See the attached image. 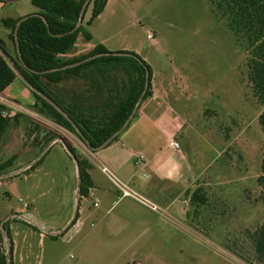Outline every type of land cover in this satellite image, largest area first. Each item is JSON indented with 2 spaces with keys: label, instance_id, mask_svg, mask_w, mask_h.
I'll use <instances>...</instances> for the list:
<instances>
[{
  "label": "rangeland",
  "instance_id": "obj_1",
  "mask_svg": "<svg viewBox=\"0 0 264 264\" xmlns=\"http://www.w3.org/2000/svg\"><path fill=\"white\" fill-rule=\"evenodd\" d=\"M86 7L82 30L91 35L89 43H101L112 51H134L143 58L155 86L168 96L163 103H170L171 116L186 124L180 144L190 146L189 151L194 143L208 144L201 148L206 152L199 160L206 165L204 176L185 196V223L197 235L189 231L187 239L157 237L130 245L109 233L101 246H90L84 234L91 222L97 223L98 209L85 199L82 204L90 211L83 218L82 231L69 244L60 236L41 245L37 235L30 236L33 257L37 255L42 264H127L137 259L138 264H264L255 260L249 237L264 222V195L256 182L264 134L257 119L263 106L247 79L246 41L228 28L224 18L214 15L209 0H108L90 23L91 2ZM36 11L30 0H0V20ZM6 31L0 21V37ZM4 41L13 53L8 36ZM107 76L99 82L102 93L90 87L87 93L79 78L72 81L78 92H63L56 85L49 88L62 104L78 106L77 112L97 122L107 110L102 102L108 88L119 89L127 80L119 67L109 69ZM69 80L67 86L72 84ZM22 82L18 76L14 85L20 87ZM82 91L83 97H76ZM24 106L21 111L7 107L9 118L16 116L17 122L10 121L0 139V162L12 158L0 176V251L10 261L8 225H18L19 230L26 223L55 226L74 214V159L61 140L50 145L48 140L58 134L79 155L86 148L76 133ZM197 188L203 200L193 195ZM21 209L25 219L10 217Z\"/></svg>",
  "mask_w": 264,
  "mask_h": 264
},
{
  "label": "trees",
  "instance_id": "obj_2",
  "mask_svg": "<svg viewBox=\"0 0 264 264\" xmlns=\"http://www.w3.org/2000/svg\"><path fill=\"white\" fill-rule=\"evenodd\" d=\"M30 1L39 9L38 12L21 18L8 17L1 20L2 25L9 31L8 38L11 40L13 53L6 48L4 40L0 38V48L10 61L9 63L0 53V92L18 77L17 72H19L31 85L29 90L34 96V103L30 107L33 111L76 133L87 148L97 149L119 131L129 117L131 121L140 102L152 95L150 66L134 51L112 52L101 43L95 44L86 54L72 58L64 56L73 48L80 33L86 40L91 39L88 32L83 31L81 26H76L78 20L83 18L86 5L91 2V15L88 20L90 23L103 11L107 0H89L86 5V0ZM209 2L214 15L224 18L228 28L246 41L249 51L246 62L247 79L251 84L253 96L263 106L257 119L264 134V0H209ZM86 58L88 59L84 60ZM116 67L124 72L127 80L122 82L119 89L108 88L109 95L102 102L107 110L97 122H93V117L77 112L78 106L62 104L49 88L68 78H79L85 82L87 93L89 87L102 93L99 82L108 79L109 69ZM83 95L82 91L76 97ZM45 97L56 103L67 116L57 110ZM5 108V105L0 104V139L10 121L17 122L16 116L11 120L1 115L2 109ZM117 136L118 134L112 139ZM54 138L61 139L66 149L75 155L80 180L79 194L85 196L92 185L87 172L88 161L58 134L48 141ZM11 163L12 158L0 162V176ZM256 182L264 195V156ZM200 192L201 188H197L193 195L197 197ZM199 197L197 198L200 200L204 199L203 195ZM249 237L255 260L264 263V222L250 232ZM8 253L10 255V251ZM8 260L0 251V264H11Z\"/></svg>",
  "mask_w": 264,
  "mask_h": 264
},
{
  "label": "crops",
  "instance_id": "obj_3",
  "mask_svg": "<svg viewBox=\"0 0 264 264\" xmlns=\"http://www.w3.org/2000/svg\"><path fill=\"white\" fill-rule=\"evenodd\" d=\"M76 26L82 28V19L78 20ZM8 33L7 29L4 37L0 38L6 39ZM80 35L81 33L77 36L70 52L64 55L65 57L72 58L86 54L94 47L95 44L89 43L91 39L86 40L82 37L80 40ZM104 47L112 51L105 45ZM69 79V82L78 80ZM15 80L16 78L0 92V103H2L1 99H6L17 105L22 104L20 106L23 108L24 104L30 107L34 103V96L23 82L20 87L14 85ZM65 82H60L56 87L63 92L68 90L78 92L74 82L70 86H67ZM151 86L152 95L141 102L129 125L116 138L97 149L92 150L86 147L81 151L82 156L89 163L87 172L92 182L85 196L79 194L80 180L74 160V214H69L55 226L26 223L19 230L18 225H8L5 234L12 264H30L31 262L42 264V260L40 261L37 255L33 257L34 245L29 238L32 235H37L41 245L46 239H55L60 236L65 243H71L74 236L82 231L83 218L90 211V208L82 204L85 199H90L92 207L98 209L97 223L91 222L89 231L84 234L90 246L96 244L101 246L109 233L111 237L124 239L123 242L130 245L150 243L157 237L167 239L174 236L187 239L190 232L195 234L185 223V221L188 222L185 196L189 194L193 184L199 185L196 181L204 176L206 165L199 163V160L204 156L206 151L203 149L208 144L207 142L194 143L191 147L193 151H189L190 146L180 144L179 140L183 137L181 131L186 124L177 116H171L170 103H166L167 105L163 103L164 98L166 100L168 96L165 91H160L155 86L152 79ZM172 138L179 143L178 149L170 147L169 141ZM60 140L54 138L49 145ZM102 165L111 168L122 180L156 202L163 208L164 213L147 210L130 198H119L115 186L101 173ZM23 211L21 209L18 213L12 214H19V218H16L18 220L25 219L20 216ZM183 232L187 235L183 236ZM50 256L52 258L55 256L54 250L50 252ZM137 261L138 259L132 260L127 264H138Z\"/></svg>",
  "mask_w": 264,
  "mask_h": 264
},
{
  "label": "built area",
  "instance_id": "obj_4",
  "mask_svg": "<svg viewBox=\"0 0 264 264\" xmlns=\"http://www.w3.org/2000/svg\"><path fill=\"white\" fill-rule=\"evenodd\" d=\"M1 102L2 103H0V104H3L6 106V108L2 109V111H1V115L3 117L9 118L12 116L11 111H9L7 109V107H11L12 109H14V111L15 110L21 111V108H23L20 105H17L15 103H11L10 101H8L6 99H1ZM169 145H170V147L175 148V149L179 148V143L174 138H172L169 141ZM140 157H142V156L140 155ZM100 171L115 186V188L117 189V191L119 193V198L127 197V198L134 200L135 202L139 203L140 205L146 207L147 209H149L153 212L160 213V214L164 213V210L161 206H159L156 202L151 200L146 195H144L141 192H139L138 190H136L135 187H133L131 184L122 180L108 166H106V165L100 166ZM15 216L17 217L18 215L12 214L10 217H15ZM6 221H7V218L5 220H3L1 223V229L2 230H3L2 226H3L4 222H6Z\"/></svg>",
  "mask_w": 264,
  "mask_h": 264
},
{
  "label": "water",
  "instance_id": "obj_5",
  "mask_svg": "<svg viewBox=\"0 0 264 264\" xmlns=\"http://www.w3.org/2000/svg\"><path fill=\"white\" fill-rule=\"evenodd\" d=\"M81 19V18H80ZM21 20V19H20ZM17 51H18V53H19V50H18V48H17ZM0 53L4 56V58L10 63V61H9V59L7 58V56H6V54L4 53V51L0 48ZM114 54H120V53H114ZM88 58H86V59H84V60H87ZM17 72V71H16ZM17 74H18V76L21 78V80L23 81V83L26 85V86H28V87H30L31 85L28 83V81H26L25 79H24V77H22V75L19 73V72H17ZM51 104H53V106H55V108H57V110H59L62 114H64L65 116H67L66 115V113L56 104V103H54L50 98H48V97H45ZM130 121V117L128 118V120L126 121V123L124 124V126L128 123ZM74 124V123H73ZM74 126L76 127V125L74 124ZM124 126L119 130V131H117L115 134H113L110 138H108L101 146H103V145H105V144H107L114 136H116L117 134H119L122 130H123V128H124ZM77 128V127H76ZM78 130V129H77ZM78 132H80V131H78ZM66 148V147H65ZM68 151V150H67ZM69 152V151H68ZM69 154L72 156V158L75 160V162H76V158H75V155L74 154H72L71 152H69ZM76 165H77V163H76Z\"/></svg>",
  "mask_w": 264,
  "mask_h": 264
}]
</instances>
